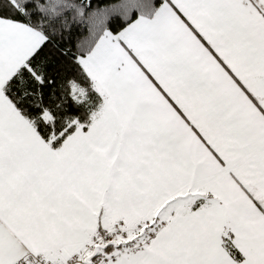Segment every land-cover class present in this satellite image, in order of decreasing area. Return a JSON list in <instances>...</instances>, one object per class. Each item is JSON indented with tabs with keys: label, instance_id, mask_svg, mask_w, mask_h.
Returning <instances> with one entry per match:
<instances>
[{
	"label": "snow or ice",
	"instance_id": "6c2138e0",
	"mask_svg": "<svg viewBox=\"0 0 264 264\" xmlns=\"http://www.w3.org/2000/svg\"><path fill=\"white\" fill-rule=\"evenodd\" d=\"M0 264H264V0H0Z\"/></svg>",
	"mask_w": 264,
	"mask_h": 264
}]
</instances>
